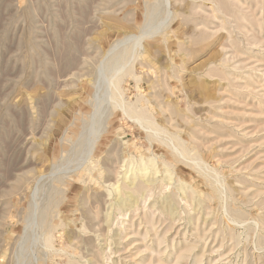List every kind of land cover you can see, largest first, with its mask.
<instances>
[{"label": "rangeland", "instance_id": "1", "mask_svg": "<svg viewBox=\"0 0 264 264\" xmlns=\"http://www.w3.org/2000/svg\"><path fill=\"white\" fill-rule=\"evenodd\" d=\"M241 2L230 7L249 32L220 15L203 41L210 0H0V264H264V0ZM142 29L123 99L181 138L206 176L108 103L101 69ZM97 129L91 181L80 165ZM150 157L160 172L137 201L123 166Z\"/></svg>", "mask_w": 264, "mask_h": 264}, {"label": "bare ground", "instance_id": "2", "mask_svg": "<svg viewBox=\"0 0 264 264\" xmlns=\"http://www.w3.org/2000/svg\"><path fill=\"white\" fill-rule=\"evenodd\" d=\"M210 1H212V4H213V6L211 7L210 15L207 14L206 21L202 22V23H199L197 25V26H200V31H201L200 35H202L203 41L205 39H208L207 38V32H209V30L211 28L210 25L211 24H215L214 20H219L220 19V17H219L220 15H223V17L227 18V19H228V17L229 18L233 17L234 18V22L236 23V25H237V27L239 29H245L246 33L249 32L248 28L246 26H244L243 23H242V20H245V21L248 20L247 17L244 16V15H241V14H239V16L235 15L236 12L233 11L232 8L230 7L231 3L234 4L236 8L242 7L243 4H242L241 0H236V1L235 0H229V1L228 0H210ZM234 5H233V7H234ZM199 8H201L202 12L204 11L202 9L203 5L200 4ZM246 12H248V11H246ZM192 13L195 14L194 11ZM170 16L171 15H170V13L168 11L167 12V18H169ZM189 16L191 17V15H189ZM194 17H192V18H194ZM254 17H256L255 14H254ZM198 18L199 17H197V19ZM169 20H170V18H169ZM208 20H211V21H208ZM196 21H198V20H196ZM254 22H255V26L257 25L259 27L258 29L262 32V37L261 38H258V37L254 36L255 37L254 38V40H255L254 43L255 44H264V35H263L264 22H262L260 19H257V18H256V20H254ZM248 23H249V21H248ZM251 26L253 27V25H251ZM219 27L220 28L218 30L227 29L226 28V24H225V19L221 21ZM158 30L160 31V29H158ZM217 32L218 31H216V32L215 31H213V32L211 31L210 33L212 35H214V34H217ZM149 33H150V31L142 29L140 31V33L138 35H136V36L135 35L134 36H127V37L123 38L110 51L111 55L109 57V61L101 69V71L103 73L111 71L110 77L108 79L109 92H110L109 93V98H108V103L110 104V106L113 107V109L121 110L122 113L125 116H127L128 118L133 120V122H136L147 133V135H148V137H149L151 142L154 141V142H158V143H161V144L165 145L168 148V150L171 151V153H172L171 155H172V157H174L176 162L184 163L187 166L191 167L192 170L193 169L197 170L199 173H201L202 175L206 176L205 172H207V171L204 172V168L206 166L208 167V165H206V166L204 165L205 163L203 162V160L201 159V157L199 155L191 154L189 152V150L185 147V144L181 140V138H179L177 136H174V135H172V136L170 135L169 137L164 138L163 137L164 135L162 136V134H164L165 130L162 129L159 126V124L156 123V121H154L155 120V117H154L155 114L151 113V111H147L146 109H142V108L136 107L133 104H127L125 102V100L123 99V92H122L121 87H120L121 81L126 75L133 74V71H132L133 70L132 69L133 65L132 64H133V62L135 60H137V59L142 57V48H143V44L142 43H143V41L145 39H147L149 37ZM192 33L195 34L194 32H192ZM197 36H199V35H197ZM200 38H201V36H200ZM199 43H201V42H198V44ZM228 48H229V46H228ZM99 134H101L99 129L95 130V132L92 134L91 140L89 141L90 142L89 148H88V150L86 149L87 153L85 154L86 155V158L84 159L85 163L83 162V164L80 165V166H82V168H84L83 169L84 172L87 175H89L90 178H92L91 181H94V178L92 177V173H93L94 170H96V167H98L96 165V161L94 159L95 158L94 155H95V150H97V148H98L97 144H98L99 138L101 136ZM83 142H86V141H83ZM80 145L81 144H79V146ZM84 147L87 148L86 146H84ZM80 148H82V147H80ZM195 148H196V146H195ZM82 151L83 150H81V153H82ZM163 164H164V167H165V173H166V175L168 177L167 178L168 182H171L173 180V175L175 174V172H174L175 165L173 166V164H170L169 162H166V161H163ZM123 167L125 168V170L123 171L125 173H124V176H122V178H121V180L119 182H121V184H123V183L125 184V188L128 189V191L130 193V198L134 197V199H136V200L138 199V197H136V194H140V192H141L142 195H143L147 191L148 188L151 189V188H153L155 186L156 181H157V175L160 172V170L157 168V159H156V157H150L148 160H145V159L141 158L140 161H136L134 158H132V159H130L129 164L128 165H124ZM75 170H77V169H75ZM208 173H209V171H208ZM81 175L83 177L82 173H81ZM215 176L217 178V174ZM215 176H211V177L214 178ZM82 177H80L79 179L83 180ZM165 180H166V178H161L162 182L165 181ZM138 183H140V184H138ZM216 183L217 184L219 183L218 180L216 181ZM181 184H182V186L178 189V191L179 192L181 191L182 194L187 195V193H186L187 189L184 187L187 183L186 182H182ZM222 185H223V183H222ZM112 186H114V185H112ZM192 189H193V187H192ZM218 189L219 188H217L216 191H218ZM221 189H223V188H221ZM194 193H196V192H192V195ZM121 194H122V186L119 184L118 185V195H121ZM190 197H191L192 200L195 199V198H193V196H190ZM187 198H188V195H187ZM205 198H206V196H205ZM223 200H224V197H223ZM137 201H135L134 203H137ZM169 201H170L171 204L174 201H175V203L178 204L177 199L174 200V199L171 198ZM239 218L240 219L242 218L240 216V214H236L235 216H232L231 220L234 223L238 224L239 223L238 222ZM262 224H264V223L262 222ZM258 225H259V223H258ZM47 236L48 237H47L46 241L49 243L50 242V238L52 236L50 230L47 232ZM82 239L84 241H86V240L88 241V238L82 237ZM68 242H72V241L69 240ZM71 248H72V246H71ZM74 249L75 250L73 251V254H77V248L75 247ZM73 262H69L68 264H75Z\"/></svg>", "mask_w": 264, "mask_h": 264}]
</instances>
